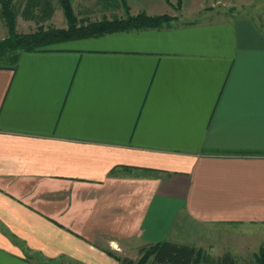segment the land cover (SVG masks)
<instances>
[{"label":"crops","instance_id":"1","mask_svg":"<svg viewBox=\"0 0 264 264\" xmlns=\"http://www.w3.org/2000/svg\"><path fill=\"white\" fill-rule=\"evenodd\" d=\"M76 2L84 14L101 0ZM256 17L68 40L0 66V264H118L163 240L201 248L203 232L185 242L197 226L264 225V8Z\"/></svg>","mask_w":264,"mask_h":264},{"label":"trees","instance_id":"2","mask_svg":"<svg viewBox=\"0 0 264 264\" xmlns=\"http://www.w3.org/2000/svg\"><path fill=\"white\" fill-rule=\"evenodd\" d=\"M65 19V27H44L53 5L50 0H24L19 15L36 24L34 30L17 33L15 17L17 11L13 0H0V18L6 29V36L0 39V66L15 67L20 52L45 50L47 46L74 39L99 36L106 33L137 29L160 28L168 26L171 18L165 14L146 15L142 12L135 15L126 14L124 18H101L97 21H80L71 8V0H57ZM180 0H177L179 3ZM257 264H264V250L258 248L254 255ZM118 264H201L207 256L201 248L188 244L170 241H159L146 244L138 249L135 261L128 258H116ZM215 264H233L228 254L215 259Z\"/></svg>","mask_w":264,"mask_h":264},{"label":"rangeland","instance_id":"3","mask_svg":"<svg viewBox=\"0 0 264 264\" xmlns=\"http://www.w3.org/2000/svg\"><path fill=\"white\" fill-rule=\"evenodd\" d=\"M50 1L53 5V11L50 17L42 22V25L44 27H65V19L57 0ZM23 2L24 0H13L14 7L17 11L15 17V30L17 33H26L34 30L36 27V24L33 21L25 20L19 15V11ZM108 2L112 3L108 4ZM165 2L170 7H168L167 11L162 14H165L171 18V20H169V24L174 20L203 21L207 19L227 16L232 17L242 14H251L255 16L257 15L256 18H258L259 13L264 8V0H243L241 2H239V0H233L230 1L232 3L223 1L219 3H213L211 5L204 4L200 6L199 10L194 11L190 17H187L186 15H184L185 13L181 12V0L179 3H177V0H172L171 3L168 0H165ZM84 7L87 8V5L79 4L78 2H76L74 3V7H72L71 4L72 11L76 18L80 21H83L84 23L86 21H97L101 18H106L105 11L103 12V9H100V11H98L97 9H95V7H111V10L114 11V13H110L112 15L111 18H124L126 14L135 15L129 13V7L126 0H101V3L99 4H89L88 7L90 8V10L83 14L82 8ZM116 9L119 10L120 16H117V14L115 13ZM5 36L6 29L3 21L0 18V39L4 38ZM53 45L54 44L47 47H52ZM194 230L196 232V235L198 233L200 234L201 232H203L204 234L202 236H199L198 241L200 243L198 244L202 246L201 248L206 254L207 260H205L201 264H215V259L221 257L224 254H228L233 258V264H257L254 255L258 252L259 247H262L264 250V225H208L204 227L197 226V228H192L188 231L190 235H188L185 242H188L190 244H197V239H194L195 236H193ZM136 259L137 258H135L133 261H135ZM37 260L39 263H43V261L39 259ZM44 263L64 264L63 261L59 260L44 261Z\"/></svg>","mask_w":264,"mask_h":264}]
</instances>
